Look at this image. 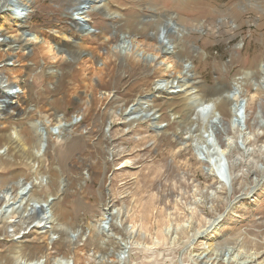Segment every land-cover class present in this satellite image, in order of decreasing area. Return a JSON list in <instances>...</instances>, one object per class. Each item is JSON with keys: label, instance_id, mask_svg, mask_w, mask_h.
<instances>
[{"label": "rangeland", "instance_id": "1", "mask_svg": "<svg viewBox=\"0 0 264 264\" xmlns=\"http://www.w3.org/2000/svg\"><path fill=\"white\" fill-rule=\"evenodd\" d=\"M25 2V23L11 13L0 20V101L8 100L0 135L21 130L24 138L1 141L0 184L32 182L28 195L48 199L56 220L40 222V209L25 223L14 217L3 225L0 218V264H18V250L47 264L83 252L98 259L79 264H107L100 256L109 252L116 260L115 243L92 226L107 203L124 220L128 264H264V92L254 85L264 76V0H107L108 8L89 12L85 33L71 9L77 0ZM170 16V48L192 62L187 77L202 97L218 96L247 74L243 134H217L228 180L182 143L190 128L184 95L156 89L158 79L179 74L180 60L172 57L176 67L169 70L115 49L126 34L159 52L156 34ZM23 30L40 40L26 42ZM146 95L161 115L160 132L144 120L127 129L117 115ZM60 115L66 126L35 161L34 122L52 133Z\"/></svg>", "mask_w": 264, "mask_h": 264}, {"label": "bare ground", "instance_id": "2", "mask_svg": "<svg viewBox=\"0 0 264 264\" xmlns=\"http://www.w3.org/2000/svg\"><path fill=\"white\" fill-rule=\"evenodd\" d=\"M78 1L79 0H77V2ZM23 2L24 0H15L14 2H11V0H0V20L7 13H11L15 18V21L25 23V15L22 17V13L28 14L31 10V5H29L28 2ZM102 6H106V8H108L107 0H94L87 7L78 8L80 12L74 14V18L77 17L75 18L77 26L81 25V22H83L81 25L82 29L78 28L80 26L77 27L81 32L85 33V31H88L86 29L84 31L83 29L84 26H87L86 24H88L89 12ZM73 12H75V9H73ZM177 17L179 18V16ZM172 19V16H170L166 20V23H163L159 27L156 34L159 45L157 50L159 52H147L145 49L139 48L138 44L135 43V40L127 37L126 34L123 35L121 43L117 45L115 49L123 50L125 53H130L140 58H146L149 62L155 63V66H161L169 70L175 69L176 67V63L173 59H171L172 57L176 58V60L177 58L180 60L182 70L179 74L173 78L158 79L155 82L156 89L161 93L168 92L169 94H175L176 92H181L184 95L183 101L185 102L186 107L188 106L189 108L190 128L188 127V131H186L187 129L185 130L187 135L185 136L186 138L183 139L185 141L182 140V143L186 145L190 142L197 155H203L205 157L200 160L209 165L211 164V166H213V170L217 172L223 180H228L230 174L226 163L227 158L225 157V151L220 144L217 134H226L229 129H236L238 137L243 134L241 123L243 122L242 119L247 117V108L249 107V98L247 99L245 96V76H247V74L238 76L234 80L232 86L218 96L210 99L202 97L198 92L197 86L193 85L192 81L189 77H187L189 75H193L191 72V69L193 68L192 62L185 59L179 53L175 56L173 53L174 51L170 48L172 39L167 36V27L172 23L174 25L176 24L175 21L172 22ZM175 29L177 32H183L178 27H175ZM26 35L28 36L27 38ZM2 36L3 35L0 34V42L6 40L5 37ZM19 36L25 37L26 42L40 40L38 35L34 33H26L24 30ZM44 44L47 45V48H52L49 41H44ZM159 58H161V60L158 61ZM254 85L256 90L264 92V76L262 77V80L254 82ZM14 94L15 91L11 90L9 91L8 96H13ZM150 101L152 100L149 95L140 96L131 106L125 109L124 113L122 112V109H119V111H117V115L119 114L121 123L128 127L127 129H131L138 121L144 120L148 121L151 126H157L155 130L160 132L161 130L158 126L162 123L161 115L158 111L153 110L150 107ZM7 102V99L1 100L0 108L6 106ZM255 115L257 119H263L261 109L256 110ZM63 118L64 117L60 115L59 124L53 127L52 133L48 129V126L41 120L34 122L33 125L37 134L35 139V146L37 147V154L34 155L35 161H40V154L45 148H47L51 136L60 134L66 126L67 123L63 122ZM77 118L78 116H76L74 125H77L78 123ZM110 124H112L111 121H109L107 125ZM23 139L21 130L15 131L13 134H9L8 136L0 135V143H2L1 141H4L5 144L15 142L20 143ZM31 184L32 182L26 183L21 181L13 183L10 188L3 187L0 184V200L3 199V201H5L4 205L0 206V218L4 223L3 225L10 224L11 221H9V219L14 217H20L23 223H25L27 220L33 219L31 213L38 209L43 212V215H41L39 220L40 222L51 223L53 220H56L50 208L51 202L48 199L36 197V195H28L29 185ZM15 185L18 187L16 192ZM38 206H40V208ZM50 213L51 215H49ZM120 215L121 214L118 208L107 203L102 210L98 222L92 224L93 228L98 231V234H102L104 236V241L108 239L116 245L115 250L111 251L116 260H109L110 258L108 255L110 252L107 255L102 254L100 256V261L107 264H128L130 257V255L126 252V249L130 247V239L125 227L123 226L124 220L120 218ZM103 223L106 224V227H102ZM12 225L19 226L17 223ZM54 230L55 226L48 229L47 232L51 233ZM75 240L76 244L83 240L81 229L77 230V239ZM130 251L131 247L128 253H130ZM22 254V250L15 252V258L18 264H47V259H45V262L40 260V258L25 259L22 257ZM89 257H93V254L88 256L85 255V252H83L81 255L78 254L77 258L73 256H60L55 260V264H79L80 260H83V262L86 263L90 260ZM97 259V255H95L93 260Z\"/></svg>", "mask_w": 264, "mask_h": 264}, {"label": "water", "instance_id": "3", "mask_svg": "<svg viewBox=\"0 0 264 264\" xmlns=\"http://www.w3.org/2000/svg\"><path fill=\"white\" fill-rule=\"evenodd\" d=\"M15 0H11V2H14ZM92 1H94V0H79L77 3H76V5H74L71 9H72V13H73V15L74 14H76V13H78V12H80L79 10H78V8H80V7H87ZM73 9H75V12H73ZM75 18H77V17H75ZM75 18H74V20H75ZM83 24V22H81V25ZM80 29H82V26H80ZM203 158H205V157H203Z\"/></svg>", "mask_w": 264, "mask_h": 264}]
</instances>
